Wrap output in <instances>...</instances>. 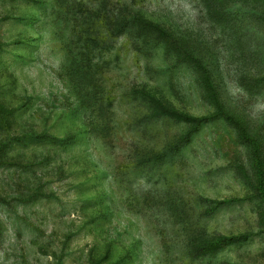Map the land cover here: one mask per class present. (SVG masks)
I'll return each mask as SVG.
<instances>
[{"label": "rangeland", "instance_id": "374dc122", "mask_svg": "<svg viewBox=\"0 0 264 264\" xmlns=\"http://www.w3.org/2000/svg\"><path fill=\"white\" fill-rule=\"evenodd\" d=\"M0 264H264V0H0Z\"/></svg>", "mask_w": 264, "mask_h": 264}, {"label": "trees", "instance_id": "16d2710c", "mask_svg": "<svg viewBox=\"0 0 264 264\" xmlns=\"http://www.w3.org/2000/svg\"><path fill=\"white\" fill-rule=\"evenodd\" d=\"M149 24H150V22H149ZM151 25V24H150ZM155 28H156V30H158L159 31V33L160 32H162V33H165L164 31H162V29H160L158 26H156L155 25ZM148 31H151V29H150V27H148ZM152 32V31H151ZM161 34V33H160ZM162 35V34H161ZM163 37V36H162ZM163 39V38H162Z\"/></svg>", "mask_w": 264, "mask_h": 264}]
</instances>
